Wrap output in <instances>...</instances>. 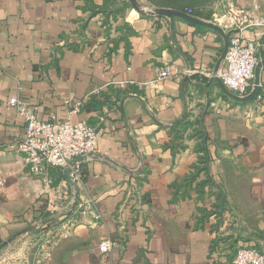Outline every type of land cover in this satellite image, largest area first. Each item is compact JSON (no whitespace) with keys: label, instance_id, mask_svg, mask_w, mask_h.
Returning a JSON list of instances; mask_svg holds the SVG:
<instances>
[{"label":"crops","instance_id":"obj_1","mask_svg":"<svg viewBox=\"0 0 264 264\" xmlns=\"http://www.w3.org/2000/svg\"><path fill=\"white\" fill-rule=\"evenodd\" d=\"M229 1L264 13V0H138L207 21ZM244 36L264 58V28ZM223 50L212 28L130 0H0V246L35 224L57 232L51 264H233L240 246L264 251V69L262 98L236 101L216 81ZM12 97L41 120L88 122L98 153L34 173ZM106 238L118 245L103 254Z\"/></svg>","mask_w":264,"mask_h":264},{"label":"built area","instance_id":"obj_2","mask_svg":"<svg viewBox=\"0 0 264 264\" xmlns=\"http://www.w3.org/2000/svg\"><path fill=\"white\" fill-rule=\"evenodd\" d=\"M210 21L219 24L224 30L228 29L230 38L218 76L229 90L246 96L253 88L262 44L258 40L247 39L244 32L249 28H264V13H260L257 7L244 8L229 1L222 9L213 13ZM171 76L169 66L159 70V79ZM257 98L261 99L262 96L259 94ZM9 102L27 122L26 134L16 144V149L24 155L34 173L41 174L48 166L65 168L79 158H91L98 153L99 133L88 122L74 123L69 118L61 121L41 120L36 113L37 107L30 108L17 97H12ZM82 103L83 101L77 102L71 112H78ZM70 176L73 181L82 179V172L77 164L71 169ZM65 196L63 190H60L49 201L48 209L51 213L61 207V199ZM117 245L116 240L106 238L99 243V250L107 254ZM233 264H264V251L249 245L240 246Z\"/></svg>","mask_w":264,"mask_h":264},{"label":"water","instance_id":"obj_3","mask_svg":"<svg viewBox=\"0 0 264 264\" xmlns=\"http://www.w3.org/2000/svg\"><path fill=\"white\" fill-rule=\"evenodd\" d=\"M131 4L140 12L142 13H147L150 15H156V16H165L168 17L170 19H174L175 17H181L189 22L195 23V24H199V25H204V26H208L210 28H212L214 31L219 32L220 34L223 35L224 37V50L222 53V56L218 62L216 71H218L222 65L223 60L225 59V56L227 54L229 45H230V38H229V34L226 33V31L224 30L223 27H221L219 24L213 23L211 21H207V20H203L200 19L196 16L190 15L185 11H181V10H173V9H169V8H156V9H151V8H145L142 7L140 5V3L138 2V0H130ZM264 69V58L260 59L256 68H255V79H254V85L253 88L251 90V92L246 95V96H240L237 95L236 93L232 92L231 90H229L224 83L222 82L221 78L219 76L216 77V81L218 82L220 88L222 89V91L227 94L228 96H230L231 98H233L236 101L239 102H250L254 99L257 98V96L259 95L260 91H261V73L262 70ZM84 158H79V160H82ZM69 174L71 172V169H69ZM70 177V175H69ZM71 179V178H70ZM72 180V179H71ZM60 215H62V213H58L55 215H52L48 218L45 219L44 222L49 221V220H53L55 218H58ZM37 228V225L33 224L30 225L29 227L19 231L18 233H16L13 237L9 238L8 240H6L1 246H0V250L2 249V247L8 245L9 243H11L15 238L22 236L24 234H27L29 232L34 231Z\"/></svg>","mask_w":264,"mask_h":264},{"label":"rangeland","instance_id":"obj_4","mask_svg":"<svg viewBox=\"0 0 264 264\" xmlns=\"http://www.w3.org/2000/svg\"><path fill=\"white\" fill-rule=\"evenodd\" d=\"M57 238L52 226L38 225L0 251V264H51L50 252Z\"/></svg>","mask_w":264,"mask_h":264},{"label":"trees","instance_id":"obj_5","mask_svg":"<svg viewBox=\"0 0 264 264\" xmlns=\"http://www.w3.org/2000/svg\"><path fill=\"white\" fill-rule=\"evenodd\" d=\"M181 11H186L185 9H180ZM195 15H198L197 13H194Z\"/></svg>","mask_w":264,"mask_h":264}]
</instances>
